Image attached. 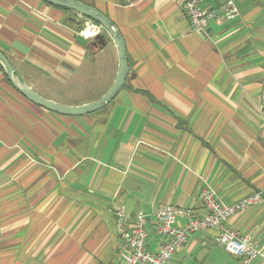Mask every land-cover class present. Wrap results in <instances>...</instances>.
<instances>
[{"label":"crops","instance_id":"crops-1","mask_svg":"<svg viewBox=\"0 0 264 264\" xmlns=\"http://www.w3.org/2000/svg\"><path fill=\"white\" fill-rule=\"evenodd\" d=\"M110 18L128 73L103 108L57 114L21 95L0 70V264H125L117 210L129 224L161 204L204 213L200 190L231 204L260 200L228 224L264 246V0L190 26L185 0H79ZM229 0H204L221 13ZM91 19L43 0H0V50L44 97L86 86L101 97L117 48ZM88 31V32H85ZM103 33L106 43L92 39ZM58 91V90H57ZM166 264H261L223 249L213 229L192 233Z\"/></svg>","mask_w":264,"mask_h":264},{"label":"built area","instance_id":"built-area-1","mask_svg":"<svg viewBox=\"0 0 264 264\" xmlns=\"http://www.w3.org/2000/svg\"><path fill=\"white\" fill-rule=\"evenodd\" d=\"M203 2L204 0H185L182 5L190 26L196 31H204L207 18L232 19L239 14V8L234 0H229L228 6L221 13L204 8ZM96 26L98 29L101 28L98 24ZM257 113L264 126V100L258 104ZM260 197V193L256 192L226 204L216 191L205 186L198 194L204 208V213L199 216L194 215L191 209L179 205H159L153 212L152 222L153 234L160 239L155 250H151L148 245L147 214L137 211L130 223L125 225L124 211L119 209L117 210V226L122 240L124 263L166 264L192 233L213 229L216 231L217 243L227 252L243 262L259 257L261 264H264V246L257 245L249 235L239 233L228 224L232 214L256 204Z\"/></svg>","mask_w":264,"mask_h":264},{"label":"water","instance_id":"water-1","mask_svg":"<svg viewBox=\"0 0 264 264\" xmlns=\"http://www.w3.org/2000/svg\"><path fill=\"white\" fill-rule=\"evenodd\" d=\"M46 3L55 6L67 7L81 16L87 17L88 19L95 20L99 23L104 31L108 33V35L114 41L118 58H119V69L116 75V78L109 88L101 97L96 100H93L88 103L80 104V105H68L60 102H56L50 100L37 91H35L18 73V71L14 68L11 62L8 60L6 55L0 50V66L2 70L5 72L8 77L11 85L24 97L33 103L49 110L55 112L57 114L62 115H70V116H79L85 115L94 111H97L103 108L107 103H109L122 88L125 78L128 73V65L126 59V48L124 39L113 23V21L104 15L102 12L97 10L95 7L79 1V0H43ZM106 43V39L103 33H97L93 39L92 44L95 46H103Z\"/></svg>","mask_w":264,"mask_h":264},{"label":"rangeland","instance_id":"rangeland-1","mask_svg":"<svg viewBox=\"0 0 264 264\" xmlns=\"http://www.w3.org/2000/svg\"><path fill=\"white\" fill-rule=\"evenodd\" d=\"M61 87L63 86H56L55 98H58V100H62L61 101L62 103L64 101L70 104H76L79 102H83L85 100L94 99L96 98V96L100 94V92L89 90L88 87L84 85L80 87H76L75 89H70V91L59 90L58 88Z\"/></svg>","mask_w":264,"mask_h":264},{"label":"trees","instance_id":"trees-1","mask_svg":"<svg viewBox=\"0 0 264 264\" xmlns=\"http://www.w3.org/2000/svg\"><path fill=\"white\" fill-rule=\"evenodd\" d=\"M57 7H60V8L65 9V10H71V9H69V8H67V7H62V6H57ZM91 20H92V19H91ZM92 21H93L94 23H96V24L99 25V23H98L97 21H95V20H92ZM0 70L2 71V73H3L4 77H5V79L10 83L8 77L6 76L5 72L2 70L1 66H0Z\"/></svg>","mask_w":264,"mask_h":264},{"label":"bare ground","instance_id":"bare-ground-1","mask_svg":"<svg viewBox=\"0 0 264 264\" xmlns=\"http://www.w3.org/2000/svg\"><path fill=\"white\" fill-rule=\"evenodd\" d=\"M85 32H88V31H85Z\"/></svg>","mask_w":264,"mask_h":264}]
</instances>
